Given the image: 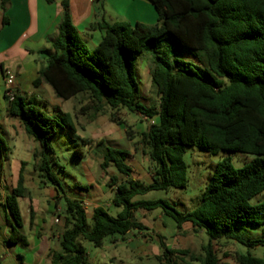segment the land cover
<instances>
[{"label": "trees", "instance_id": "16d2710c", "mask_svg": "<svg viewBox=\"0 0 264 264\" xmlns=\"http://www.w3.org/2000/svg\"><path fill=\"white\" fill-rule=\"evenodd\" d=\"M145 1L154 8L156 24L102 21L97 26L104 35L88 50L72 26L67 0H63L58 36L50 49L38 52L45 64L32 82L34 89L48 85L62 101L87 95L96 113L106 107L153 121L142 134V145L153 166L148 184L131 178L125 151L106 147L102 153L101 169L113 167L126 177L122 182L110 178V186L115 187L111 204L121 209L115 218L95 207L89 228L83 200L69 197L55 174L58 163L49 141L58 131L75 133L70 116L50 115L34 98L27 100L18 93L6 100V114L19 118L25 134L39 147L40 177L53 187L56 203L63 201L58 214L63 231L59 250L48 254L50 264H85L87 257L79 239L99 247L107 236L123 239L132 231H143L134 216L138 211L160 210L178 230L190 225L194 233L203 232L208 240L200 256L161 244L155 264H225L212 245L222 240L248 249L264 248L263 238L245 240L234 228L242 224L264 231V200L250 203L264 192V0ZM9 4L10 0H0L3 26L8 23L4 14ZM171 44L191 52L198 66L171 58ZM143 52L152 57L150 81L158 97L157 107L140 103L134 61ZM189 147L212 155L227 152L253 159L240 169L232 166L230 156L219 161L197 206L190 211L180 212L164 199L135 200L149 192L185 189L187 166L183 157ZM74 155L82 157L78 150ZM25 193L21 164L16 186L3 204L13 222L4 240L7 246L28 244L19 232L23 227L19 200ZM29 218L33 225L32 209ZM234 260L236 264H264V257H254L249 251Z\"/></svg>", "mask_w": 264, "mask_h": 264}, {"label": "rangeland", "instance_id": "374dc122", "mask_svg": "<svg viewBox=\"0 0 264 264\" xmlns=\"http://www.w3.org/2000/svg\"><path fill=\"white\" fill-rule=\"evenodd\" d=\"M83 44L90 50L86 42L83 41ZM161 46L164 44L161 43ZM169 49L171 58L198 66L191 52L174 44H171ZM134 65L140 103L146 107H157L158 97L150 81V70L153 67L151 54L143 52L137 55ZM22 82L23 88L26 87L27 80L23 79ZM45 88L46 91L34 89L31 85L27 92H19L16 87L12 91L27 100L34 98L36 104L50 115L70 116L75 133L72 134L68 130L58 131L49 141L54 159L58 163V167H54L55 174L64 184L69 197L84 200L83 206L88 217L93 208L100 206L109 216L115 218L121 209L111 204L115 187L110 186V178L117 177L122 182L126 177L113 167L102 170V153L106 147L125 151L128 154L126 164L131 169V178L148 184L153 166L147 156V150L142 145V134L146 133L153 121L126 110L111 111L106 107L96 113L95 105L87 95L80 94L68 101H62L55 97L48 85H45ZM5 91L3 76L2 79L0 77V264H21L16 259L17 255L25 258L23 264H33L32 251L34 257L41 258L43 264H50L48 254L50 249L59 250L58 239L63 231L62 220L58 217L63 201L56 203L53 187L40 177L38 145L25 134L19 118L6 114L5 105L8 99L4 98ZM76 150L82 153L80 159L74 155ZM228 156L235 169L242 168L253 159L245 154L219 152L212 155L197 147L186 148L183 157L187 166L185 189L149 192L135 200L164 199L180 212L190 211L197 206L216 164ZM21 164H24L26 193L25 197L19 200L20 214L24 222V229L19 232L26 236L28 244L7 246L4 240L9 236L13 222L3 204L11 189L16 186ZM263 200L264 192L253 198L250 203L254 205ZM30 209L34 216L33 225L29 224ZM134 216L144 227L143 231H132L141 241L140 249V242L132 236L130 241L123 240L118 235L107 236L99 247L79 239L77 242L85 250L87 257L85 264H155L156 257L162 252L161 244L170 249L188 250L196 256L203 254L202 247L208 242L203 232L194 233L190 225L178 230L174 221L164 217L160 210L138 211ZM87 224L90 228L89 218ZM234 228L245 240L264 239L262 228L254 229L242 224ZM212 245L218 259L225 264H236L235 257L248 251L254 257H264L263 247L248 249L235 241L227 240L214 242Z\"/></svg>", "mask_w": 264, "mask_h": 264}, {"label": "crops", "instance_id": "0c3cea01", "mask_svg": "<svg viewBox=\"0 0 264 264\" xmlns=\"http://www.w3.org/2000/svg\"><path fill=\"white\" fill-rule=\"evenodd\" d=\"M62 2L63 0H10L4 14L8 20L5 26L2 25L3 13L0 8V77L2 79L6 73L14 76L19 92H27L31 88L38 70L45 64L38 52L50 49L51 43L58 36L63 13ZM67 5L72 26L90 50L104 35L97 26L102 21L148 26L157 21L153 6L145 0H67ZM23 79L27 80L24 88ZM37 89L47 90L45 84ZM91 214L87 218L90 219ZM131 236L135 240L139 239L135 237V233L130 232L123 240L130 241ZM139 242L140 249L141 241ZM18 256L16 259L23 264L25 258L21 256L19 259ZM31 257L33 264H43L41 258L34 257L33 251Z\"/></svg>", "mask_w": 264, "mask_h": 264}, {"label": "built area", "instance_id": "2783aa9c", "mask_svg": "<svg viewBox=\"0 0 264 264\" xmlns=\"http://www.w3.org/2000/svg\"><path fill=\"white\" fill-rule=\"evenodd\" d=\"M4 76V81H5V86H6V91L4 92L6 98L8 100H12L13 99V88L16 87V80L15 78L9 74V73H6ZM57 221V220H56ZM58 222V221H57Z\"/></svg>", "mask_w": 264, "mask_h": 264}]
</instances>
